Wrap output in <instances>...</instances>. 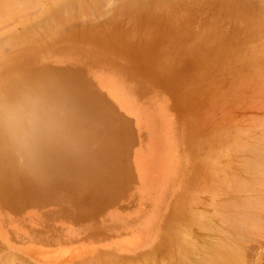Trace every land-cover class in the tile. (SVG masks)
Instances as JSON below:
<instances>
[{
  "label": "rangeland",
  "instance_id": "rangeland-1",
  "mask_svg": "<svg viewBox=\"0 0 264 264\" xmlns=\"http://www.w3.org/2000/svg\"><path fill=\"white\" fill-rule=\"evenodd\" d=\"M31 1L34 2L33 6H24L23 4L26 1L25 3L22 1L23 4H18L19 2L15 0L14 2L16 3L12 5V1L7 0L6 2H9V4H6L10 8L8 10L9 8L5 2L3 3L0 0V3L2 2L1 4H3L2 7L0 5V13L4 15L0 14L1 42L4 41L8 45L13 42L11 46L16 42L14 47H18L13 50V47L9 49L10 46H1L0 49L3 50H0L1 60L2 58L9 60L10 55L11 59L9 61L16 64L18 61L34 57L40 51L59 43L60 45L53 47V52L59 51L63 47V51H66V47L80 48L82 53H87L90 63L100 62L101 58L97 56V53L100 54L105 50L109 52L118 51L124 55L122 60L128 66L126 67L131 69L127 70L152 92L151 94L149 93L152 99L154 101L160 99L168 108L166 110L169 115L167 117L168 121L166 115L160 113L173 130H171L172 134H169L170 138H168L171 145H167L165 141L163 146H161L162 150L164 148L165 151L170 148L168 157L163 162L159 160L156 164H153L155 153L157 150L159 151L160 144L155 145L152 133L144 124L142 117L133 115L130 112L131 115H128L119 100L114 98L112 94L99 91V86L94 87L83 76L82 70L78 67L54 64L45 66L50 59V57L46 56L40 59L39 62L30 64L33 69L30 70L29 75L37 78V72L42 71L41 73H46V75L57 74L58 77H63L61 89L62 93L67 96L72 95L73 97V94L69 90L64 91L69 86L66 83V77L74 78L71 81L76 82L78 87H81L77 92L76 100L68 99L65 102H73L76 105L71 107L69 105L62 106L58 110L60 113L57 115L60 118V127L57 134H62L60 136L63 137L59 140L58 147H61L63 152H67L69 148L71 150V155L69 156L80 164L75 163L71 172L59 174L61 177L58 179L63 182L52 188H44L40 192L38 187L26 185L25 173L14 171L16 176H1L0 202L4 204V208L7 210L8 208H13L17 210L15 212L44 206L57 208L56 212L60 214V218L72 220L75 225L70 227L71 231L63 232L62 235L74 237L75 235L70 233H78L75 236V238H79L76 239V244L65 242L63 245L58 246L62 247V249H68L67 251L78 248L76 257L72 259V262L76 264H195V259H193V263L189 260L194 257H185L184 252L187 253V250L185 251L184 248L188 249V251L191 248L187 254L188 256H194L198 251H194L193 248L200 250L201 245L210 244L211 241L210 243L207 241L217 238V235L223 239L221 240L223 243L229 239L230 247H233V243H235V246H240L243 253L237 256L236 260L234 259L236 262L225 263L221 261L229 258L228 249L225 250L223 248L225 253L221 255L222 250L216 247H211L212 250H215L211 251L214 253L201 249L203 252H201L202 256H205V258L207 257L206 254L208 257H211V255L213 257L219 253L217 257L209 258L212 259L209 260L212 263L205 260L206 264L208 262L209 264H246V260L249 258L251 262L249 264H254L257 260L255 259L256 257H262V260L260 258L256 261L257 264H264V224H262L264 223V201L262 199V197L264 198V186L262 184L264 182H262V179V183H260L262 189L260 186L258 187L259 184H252L253 181L249 178L253 176L254 172L251 175L249 173L250 170H248V167H253L254 165H256V167H253L254 169L257 167L260 169L259 165L263 163L264 155L263 139L260 140L259 138L262 135L264 137V123H262L264 122V0H134L135 3L131 2V0H97L95 2L92 0L94 3H90L92 6L89 5V9L87 7V9H83L82 6L86 3H84L85 0H82L84 4L82 6L78 4L79 9L73 10L72 8L65 12L62 11L61 15H56V17L54 16L55 10L58 11L61 7L58 8L57 6V9L56 7L54 8V3L59 0H46L44 2L41 0L42 6L38 5L40 8L36 6L38 1ZM73 1L76 3L75 0ZM164 1L166 4L163 3ZM64 2L66 4L73 3L72 0H67L68 3L66 1L62 3L64 4ZM79 2L81 1L79 0ZM106 2L112 3V6L108 7L110 5L106 4ZM101 3L103 6L99 5ZM113 3H116L115 6H113ZM118 3H120L119 6ZM131 3L136 6L128 8V5L132 6ZM95 5L98 9H96ZM123 5L124 7L122 8ZM11 6L14 8H11ZM33 7L34 11H32ZM35 7L39 10L35 9ZM80 7L83 10L82 12L78 11L81 10ZM26 9L29 11L27 12ZM112 9L114 12H112ZM30 11L32 13H29ZM84 12L90 16L82 14ZM90 12L94 16L93 18H91ZM19 13L23 15L25 13V17ZM67 13H70L72 18L68 17L69 14ZM78 14L79 16L83 15L81 19L76 18ZM118 14H120V18ZM106 15L107 17H105ZM51 16L55 17V21L51 20ZM95 16L98 19L95 20L97 22L90 20L95 19ZM7 17H12V19ZM60 17L64 18L62 23L59 21ZM65 18H67L68 23L70 21L71 26L67 23V27ZM6 20L7 22L13 21L7 23ZM25 20H30L29 27L23 26L22 22ZM89 20L93 23H90ZM44 21L53 22H48V25ZM34 22L36 25L41 23V25L39 24L40 27H42L43 23L45 26L43 28L46 30L44 31L43 28H40L41 35L42 31L46 32L48 29V35L43 32V36L47 37L40 38V34L39 36L34 35L36 31L33 28L37 27ZM55 23L56 25L58 23V27L60 24L64 26L62 27L61 25L59 28L64 30L59 35L56 34L58 28L53 25ZM31 24L34 25L32 30L30 29ZM80 25L84 27H80ZM49 27H52L53 30L56 28V33ZM26 30L29 32H27L28 34H26ZM52 31L55 35L52 34ZM24 32L25 37L22 38L25 46L21 43V39L19 44L21 43L22 46H17L19 40L12 39L13 37L17 38L14 33L16 36L21 37V33ZM49 32L52 36L49 35ZM87 33L91 35L88 36ZM92 35L93 37H91ZM29 36L33 40L28 39ZM7 38L11 40L9 41ZM37 38L40 40L44 38L42 46ZM26 39L28 41H25ZM30 41L38 42L40 45L31 44L34 46V48H31ZM28 42L30 43L27 44ZM64 55L57 56V59H60V62L64 61L66 57ZM94 55L96 57H92ZM139 90L145 92L147 89L140 88ZM142 96L145 97L143 94ZM96 97L102 98L101 101L95 99ZM258 128H261L262 131L260 129L257 130ZM105 137L106 139L108 138V141ZM255 138H258L256 139L258 141L254 142ZM257 142H259V145ZM230 145L234 147H230ZM103 146L105 147L103 148ZM259 146L261 149L255 151ZM251 149L253 150L251 151ZM260 150H263V153H259ZM62 156L64 157V154ZM84 159H87L86 162L90 161L92 163L87 164ZM255 160L257 161L253 162ZM166 162H170L169 171L163 168V164H168ZM246 162L247 164H243ZM249 162L250 164L248 165ZM96 166L97 171L95 170ZM155 166L158 168L156 169ZM65 167L67 168V166ZM88 168L90 172L96 174L93 173L96 177L89 172ZM243 168L245 171L247 170V175L250 174V176L248 175L249 178L244 174ZM262 170L259 171L261 173H258V175L261 174L260 178L264 173ZM5 172L6 170L3 171V173ZM230 175H235V177ZM236 175L238 178L240 176L247 177L246 179L251 182L249 181L248 185L246 184L244 187L245 181L242 177L239 180L243 179V183L235 184L236 179L234 178H237ZM231 180L232 183L230 182ZM256 183H259L258 177ZM155 186L156 188L154 189ZM251 186L258 187L260 190L256 189L260 191L258 192L259 194H256V189L252 191ZM16 189L29 192L28 202H15L20 206L19 209L10 204L7 196L11 193L20 194V191L15 192ZM158 189L163 191L162 194L155 195V197L151 196ZM232 193L234 194L232 195ZM254 195L255 199H253ZM234 197L236 200L232 199ZM228 199L230 200L228 201L229 203L226 202ZM246 202L248 205L251 204V208L246 206ZM224 203L229 204L227 207L228 209L231 208L229 212L232 213L226 210ZM235 203L238 208H235ZM239 204H243L242 206L245 209H250L243 210L244 208H241L243 211H239L240 207H242ZM115 205L117 209L113 210ZM222 211L226 213H222ZM247 211L255 212L253 213L254 216H251V213H247ZM239 212H246L247 214L243 215V213L242 215L248 217L247 215L249 214L255 222L244 217L239 218L246 221H239L236 214ZM227 213L229 215L224 216ZM139 215H144L142 226L138 225L139 222H134ZM154 216L155 220H157V227H160V230H157V235L162 238L159 244L153 246L154 249L146 251L131 249L130 244L123 243L126 240H139L144 243L153 239L150 231L156 226V224L152 226ZM131 220L132 222L129 223L128 221ZM200 220H204L205 225L208 226H201ZM234 221L236 223L237 221L239 223L242 221L244 225L245 223L250 224H246L248 226L246 231H236L237 229L231 231L230 228L233 229L236 226L239 229L240 226L241 228L244 227L238 225V223L235 226ZM113 222H120L124 228L112 230L109 225H112ZM219 222H221V225ZM0 223L1 227L5 229V236L8 239L14 240L11 237L13 235L20 239V241H16L18 242L17 246L24 244L28 247L33 246L37 242L30 239L29 231L26 230L25 234L18 235L12 231V223L7 225L2 219ZM252 224L258 228H249V226H254ZM199 225L203 227L202 231ZM211 225L214 226L212 227ZM224 226L227 228H224ZM216 230L220 232L218 233ZM234 232L245 233V236L242 234L239 237L236 235V237ZM10 233L13 235H10ZM220 233H225L223 237L226 240L222 235H219ZM227 235L228 237H234L228 238ZM98 236L99 239H97ZM198 236V239L206 238L202 239L206 243L203 241L199 244ZM187 238H189V241ZM218 238L216 239L217 242L215 240L216 244L213 242L214 245L218 244L220 239ZM114 240L118 244H113ZM242 240L243 242H240ZM0 241L3 240L0 239ZM189 244L190 246H188ZM217 246L219 247V245ZM7 251L8 247L6 248ZM246 251L247 253H254L253 256L249 253L251 257H247L249 254ZM201 253L198 252L199 255H196V257H202ZM3 254L0 256V264H4L5 260L6 264L10 260L9 264H24L20 260L11 259L6 253ZM218 256L220 258L224 256L223 260L219 262L220 259H216ZM251 259L254 261H251ZM196 260L198 264L201 263V261H198L200 260L199 257ZM213 260L215 263H213ZM203 261L202 263L205 264Z\"/></svg>",
  "mask_w": 264,
  "mask_h": 264
},
{
  "label": "bare ground",
  "instance_id": "bare-ground-1",
  "mask_svg": "<svg viewBox=\"0 0 264 264\" xmlns=\"http://www.w3.org/2000/svg\"><path fill=\"white\" fill-rule=\"evenodd\" d=\"M3 3L5 2V4L7 3L6 1L7 0H1ZM10 1H12L11 3H12V5H13V3H16V2H14V0H10ZM15 1H18L19 3L18 4H23V2L25 3V1H26V3L25 4H23L24 6H28V5H31V6H33L34 4V2H32L31 0L29 1V0H15ZM23 1V2H22ZM35 1V0H34ZM38 1V2H37ZM44 1H46V0H43V2ZM63 1H66L67 2V0H59V1H56L54 4V8L56 7V9H57V6H58V8L59 7H61L62 9H63V7H64V9L62 10L61 8L58 10V11H56L55 9H53V10H55V17H56V15L57 16H60L61 15V12L62 11H66V10H69V9H72L73 8V10H77V8L79 9V7H78V4H79V6H82L84 3H86L87 4V6H85L86 4H84L82 7H83V9H89V5L90 6H92V4H90V3H94L95 1H97V0H93L94 2H92V0H88V1H90V2H88V1H86L85 0V2L83 3L82 2V0H80L81 2H79V0L77 1V0H75L76 1V3H77V5H76V3L72 0V4H70V3H68V4H66L65 2H64V4L62 3ZM84 1V0H83ZM99 1V0H98ZM101 1H103V0H101ZM105 1V0H104ZM107 1V0H106ZM108 1H113V0H108ZM116 1V0H115ZM118 1V0H117ZM123 1V0H122ZM135 1H137V0H135ZM160 1V0H159ZM180 1V0H179ZM1 2V3H2ZM36 2H37V4H36ZM36 2H35V4H36V6L38 7V8H40L39 6H42V4H41V0H36ZM131 2H133V3H135L134 2V0L132 1L131 0ZM144 2V1H143ZM153 2V1H152ZM155 2V1H154ZM174 2V1H173ZM263 2V1H262ZM261 2V3H262ZM0 3V5H1V7L3 6V4H1ZM11 3H10V5H11ZM38 3H40V4H38ZM60 3V4H59ZM104 3V2H103ZM117 3V2H116ZM116 3H113V6H115V4ZM122 3V2H121ZM149 3V2H148ZM163 3H165V1L163 2ZM264 3V2H263ZM262 3V4H263ZM7 4H9V2L7 3ZM6 4V5H7ZM63 4V5H62ZM106 4H108V5H110V6H108V7H111L112 5V3L111 4H109V3H107L106 2ZM119 4L120 3H118V6H119ZM132 4V3H131ZM157 4V3H156ZM166 4V3H165ZM23 5H22V7H23ZM39 5V6H38ZM71 5H73L72 7H71ZM76 5V6H75ZM98 5V4H97ZM99 5H101V6H103L102 5V3L101 4H99ZM127 5V4H126ZM125 5V6H126ZM138 5V4H137ZM141 5H142V3H141ZM155 5V4H154ZM21 6V5H20ZM84 6H85V8H84ZM107 6V5H106ZM129 7L128 8H133L134 6H136V5H134L133 6V4H132V6H130V5H128ZM143 6V5H142ZM151 6H152V4H151ZM162 6H163V4H162ZM5 7V6H4ZM3 7V8H4ZM7 7H8V5H7ZM13 6H11V8H12ZM87 7V8H86ZM95 7H96V9H98V7L95 5ZM104 7H105V5H104ZM124 7V5L122 6V8ZM127 7V6H126ZM155 7V6H154ZM158 7V6H157ZM9 8V7H8ZM14 8V7H13ZM38 8H36L35 7V9H38ZM68 8V9H67ZM116 8V7H115ZM114 8V9H115ZM121 8V7H120ZM127 8V9H128ZM2 9V8H1ZM24 9H25V7H24ZM80 9H81V7H80ZM94 9V8H93ZM105 9V8H104ZM107 9V8H106ZM179 9V8H178ZM4 10V9H3ZM8 10H10V8L8 9ZM15 10V9H14ZM13 10V11H14ZM27 10V12L30 10V8H29V10L28 9H26ZM32 10V9H31ZM39 10V9H38ZM37 10V11H38ZM92 10V9H91ZM101 10H103V9H101ZM113 10V9H112ZM111 10V11H112ZM118 10H120V9H118ZM124 10V9H123ZM16 11H18V9H16ZM32 11H34V7H33V10ZM32 11H30L29 13H32ZM36 11V12H37ZM78 11H80V12H82L83 10L81 9V10H78ZM87 11V10H86ZM85 11V12H86ZM105 11V10H104ZM127 11H129V10H127ZM132 11V10H131ZM171 11H172V9H171ZM177 11V10H176ZM1 12V11H0ZM24 12H26V11H24ZM26 12V13H27ZM79 12V13H80ZM82 13V14H86V13ZM112 12H114V10L112 11ZM17 13V12H16ZM15 13V14H16ZM78 13V12H77ZM94 13V12H93ZM99 13V12H98ZM101 13H102V11H101ZM132 13H134V12H132ZM163 13V12H162ZM168 13V12H167ZM0 14H2V13H0ZM5 14V13H4ZM20 15H23V14H21V13H19ZM67 14H69V16L67 15ZM66 14V17L68 16V17H71L72 15H70V13H67ZM90 14H91V12H90ZM166 14V13H165ZM3 15V14H2ZM17 15V14H16ZM81 15V14H80ZM88 17L90 16V15H88V14H86ZM85 15V16H86ZM96 15V14H95ZM98 15V14H97ZM100 15V14H99ZM105 15V14H104ZM108 15H109V12H108ZM119 15V18H120V14H118ZM123 15V14H122ZM132 15V14H131ZM137 15V14H136ZM4 16V15H3ZM11 16V15H10ZM18 17H19V15H17ZM26 16H27V14H26ZM78 17H76V18H80L81 19V17L83 16V15H81V16H79V14L77 15ZM91 18H93L94 16L91 14ZM102 16V15H101ZM100 16V17H101ZM23 17H25V13H24V15H23ZM44 17V16H43ZM52 18H51V20L53 19V21H55V17L53 18V16H51ZM63 17V16H62ZM67 17V18H68ZM75 17V16H74ZM88 17H86V18H88ZM99 17V16H98ZM105 17H107V15L105 16ZM7 18H9V19H12V17L10 18V17H7ZM22 18V17H21ZM61 18V17H60ZM67 18H65V20L67 19ZM72 18V17H71ZM71 18H69V19H71ZM85 18V17H84ZM103 18V17H102ZM108 18H109V16H108ZM5 19H6V17H5ZM18 19V18H17ZM57 19V18H56ZM62 19H64V18H61L59 21L62 23ZM100 19V18H99ZM130 19V18H129ZM14 20V19H13ZM12 20V21H13ZM58 20V19H57ZM72 20V19H71ZM90 20H92V21H94V22H97V21H95V20H98V19H96V16H95V19H90ZM90 20H89V22H90ZM101 20V19H100ZM116 20V19H115ZM9 21V20H8ZM12 21H10V22H12ZM39 21V20H38ZM38 21H35V22H38ZM43 21V20H42ZM53 21H44V22H47L46 24H48V22L49 23H51V22H53ZM67 21V22H66ZM65 22V24L67 25V27H68V24H70V21H69V23H68V20H66ZM73 21V20H72ZM85 21V20H84ZM91 21V22H92ZM6 22H7V20H6ZM10 22H7V23H10ZM35 22H34V24H35ZM40 22V21H39ZM77 22V21H76ZM80 22V21H79ZM81 22H82V20H81ZM90 22V23H91ZM128 22H129V20H128ZM29 23H30V20H25V21H23L22 22V24H23V26H25V27H29ZM68 23V24H67ZM93 23V22H92ZM122 23V22H121ZM1 24H3L2 22H1ZM41 25V23H37V27L34 29L33 28V26L34 25H32L31 24V26H30V29L32 30V28H33V30L34 31H36V33L38 34H34V35H36V36H39V34L41 35V31H40V28H43V23H42V27H40V25ZM81 24V23H80ZM97 24V23H96ZM5 25V24H4ZM9 25V24H8ZM49 25V24H48ZM53 25H56V23L55 24H53ZM61 25L62 24H60V26L58 27V23H57V25H56V28H58L57 30H55L56 28H54V30H53V26L52 25H50V26H52V27H49V29L51 28L55 33H56V31H57V33L56 34H60V33H62L64 30H63V28H61V30L59 29L60 27H61ZM91 25V24H90ZM70 26H71V24H70ZM94 26V25H93ZM110 26H111V24H110ZM116 26V25H115ZM128 26H129V24H128ZM143 26V25H142ZM24 27V28H25ZM45 27V26H44ZM47 27V26H46ZM62 27H64L63 25H62ZM66 27V26H65ZM80 27H84V26H81L80 25ZM126 27V26H125ZM89 28H91V27H89ZM98 28H100V27H98ZM106 28V27H105ZM117 28H119V27H117ZM25 29H28V28H25ZM30 29H28V30H30ZM37 29H38V32H37ZM44 29V28H43ZM72 29V28H71ZM77 29V28H76ZM79 29V28H78ZM120 29V28H119ZM46 29H44V31H45ZM70 30V29H69ZM74 30V29H73ZM116 30V29H115ZM33 31V32H34ZM44 31H42V35L41 36H39L40 38L41 37H44L45 35H48V33H47V31H48V29H47V31L46 32H44ZM52 31V32H53ZM60 31V32H59ZM68 31V30H67ZM72 31V30H71ZM88 31V30H87ZM96 31H98V30H96ZM108 31V30H107ZM28 31L26 30V34H28L27 33ZM31 32V31H30ZM43 32L45 33V35L43 36ZM54 32L52 33L53 35H55L54 34ZM69 32V31H68ZM86 32V31H85ZM91 32V31H90ZM93 32V31H92ZM89 33V32H88ZM87 33V34H88ZM24 34V35H23ZM65 34V33H64ZM86 34V33H85ZM23 35V36H22ZM30 35V34H29ZM49 35H51L50 34V32H49ZM57 35V36H58ZM63 35V34H62ZM80 35V34H79ZM89 35H91V34H88V36ZM11 36V35H10ZM13 36V35H12ZM14 36L15 37H17V38H12V39H17V41H18V43H17V46L18 45H21V43L22 44H24L23 42V38L22 37H25V32L24 33H21V37H19L18 35L16 36L15 35V33H14ZM52 36V35H51ZM50 36V37H51ZM135 36V35H134ZM3 37V36H2ZM31 36H29V38L28 39H31L30 38ZM45 37H47V36H45ZM91 37H93V35L91 36ZM34 38V37H33ZM52 38V37H51ZM0 39H1V37H0ZM8 39V38H7ZM20 39H21V43L19 44V42H20ZM50 39V38H49ZM61 39V38H60ZM247 39V38H246ZM9 41L11 40V39H8ZM7 40V42H9ZM31 40H33V39H31ZM36 40V39H35ZM37 40L39 41L40 39H38L37 38ZM44 40V38L42 39V40H40V43H41V46H42V41ZM2 41V39L0 40V47L1 46H3V45H7V46H10L9 47V49L10 48H12L13 50H15L14 48H18V47H14V44L16 43H14L12 46H11V44L13 43H11L10 45H8L7 43H4V41L3 42H1ZM13 41V40H12ZM25 41H28L27 39L25 40ZM45 41H47L46 39H45ZM93 41H94V39H93ZM31 42V41H30ZM30 42H28L27 44H29ZM33 42V41H32ZM30 43V46H31V48L33 47L34 48V46H32L31 44H33V45H36V46H38V45H40V44H38V42L37 43H35V41L33 42V43ZM35 43V44H34ZM58 43V42H57ZM62 43V42H61ZM38 44V45H37ZM58 45H60V43L59 44H56L55 46H58ZM22 46V45H21ZM24 46H25V44H24ZM26 46H28V45H26ZM30 46H28V47H30ZM51 46V45H50ZM54 45L52 46V47H50V48H48V49H46V50H42V51H40L39 53H37L34 57H31V58H28V59H23V60H21V61H18V62H16V64H14L12 61H9L10 59H11V56L9 55V60H5L4 58H2V60L0 61V129H2V120H3V118H7L8 120H9V122H12V123H14V122H16L17 120H19V119H21V118H23L24 117V115H25V113H26V111L31 107V106H33V105H35V104H38V103H43L44 105H46L51 111H52V113H53V115L54 116H56L57 117V119H58V121L60 122V118L57 116L59 113H60V111H58V110H60V108L62 107V106H67V105H69L70 107L71 106H74V105H76L75 103H73V102H70V103H65L68 99L69 100H76L75 98L77 97V92L80 90V88L81 87H78V84L76 83V82H73V81H71L72 79H74V78H71V77H66V83L69 85V86H67V88H65L64 89V91H71L72 92V94H73V97H72V95H64L63 93H62V89H61V80L63 79V77H61V76H59L58 77V75L56 74H54V75H46V73L44 74V73H41V72H37V78H35L33 75H29L30 73V70L31 69H33V68H31V66H30V64H35V62H39L40 61V59H42V58H45L46 56L47 57H50V59H49V61L46 63V65L45 66H47V65H49V66H51L52 64H54V65H68V66H71V67H78L80 70H82V74H83V76L86 78V79H88L89 80V82L95 87V86H99L98 87V90L99 91H101L102 93H108V94H112L113 96H114V98H116L117 100H119V102L122 104V107H123V109H124V111L125 112H127V114L128 115H131L130 113H133V115H140L141 117H142V120H143V122H144V124L149 128V130L151 131V133H152V138H153V140L155 141V145H158V144H160L159 145V151L157 150V152L155 153V156H154V159H153V164H156V162L157 161H159V160H161L162 162L164 161V159L166 158V157H168V152H169V149H168V151H165L164 150V148H163V150H162V147L161 146H163V142L165 143V141H166V143H167V145L169 144V145H171V143L169 142V140H168V138H170V135L169 134H172V131L171 130H173V128L171 127V126H169V124H168V118L167 117H169V115H168V113H167V107L162 103V101L160 100V99H156L155 101L152 99V96L150 95L152 92L148 89V87H146L141 81H139L135 76H132V74L127 70V69H130V68H127L128 66L124 63V61L122 60V56H124V55H122L120 52H112V51H107V50H105L104 48V50L105 51H103V52H101L100 54H98L97 53V56L98 57H100L101 58V60H100V62H93V63H90L89 62V58H88V56L86 55L87 53H82V51H80V48H76V47H73V48H71V47H66L67 49H66V51H63V48H61L59 51H56V52H53V47H55ZM98 46V45H97ZM2 48H4V47H2ZM38 48V47H37ZM8 49V48H7ZM25 49V48H24ZM39 49V48H38ZM102 49V48H101ZM260 49V48H259ZM0 50H2V49H0ZM93 50V49H92ZM97 50V49H96ZM3 51V50H2ZM1 51V52H2ZM5 51V50H4ZM10 51V50H9ZM8 51V52H9ZM19 51H21V50H19ZM89 51V50H88ZM5 52H7V51H5ZM38 52V51H37ZM61 52H64V53H61ZM9 53H11V52H9ZM3 54V53H2ZM1 54V55H2ZM18 54V53H17ZM65 54V55H64ZM4 55H6L5 53H4ZM59 55H64V56H66L65 57V60L64 61H62V62H60V59H57V56H59ZM13 56H14V53H13ZM17 56V55H16ZM33 56V55H32ZM5 57V56H4ZM28 57V56H27ZM92 57H96L95 55L94 56H92ZM91 57V58H92ZM7 58V57H6ZM21 58V57H20ZM60 58V57H59ZM8 59V58H7ZM114 59H116V61H114ZM126 60H128V59H126ZM16 61V60H15ZM127 62H129V61H127ZM11 63H13V64H11ZM124 63V64H123ZM44 66V67H45ZM127 66V67H126ZM131 70V69H130ZM133 72V71H132ZM27 73V74H26ZM140 88H145V89H147V90H145V92H143L142 90H139ZM85 89H86V87H85ZM150 93V94H149ZM142 94L143 95H145V97L147 98H145V97H143L142 96ZM71 98V99H70ZM95 99H99V101H101V99L102 98H99V97H96ZM240 107V106H239ZM236 109V108H235ZM261 109V108H260ZM237 110V109H236ZM130 112V113H129ZM164 113L165 115H166V119H167V121H166V119L163 117V116H161V113ZM241 118H244V117H241ZM85 120H86V118H84ZM251 123V122H250ZM262 123H264V122H262ZM262 123H261V127H262ZM252 124V123H251ZM254 125V124H253ZM264 125V124H263ZM264 127V126H263ZM262 127V128H263ZM261 130V128H258L257 130ZM264 129V128H263ZM255 130V129H254ZM253 130V131H254ZM262 131V130H261ZM105 133V132H104ZM102 134V133H101ZM264 134V133H263ZM60 135H62V134H57L52 140H50L49 142H47V143H45V144H42L41 146H39V147H27V146H24L19 140H13V139H11L7 134H5L2 130H0V178H1V176H3V175H11V176H16V174H14V171H18V172H22V173H25V179L27 180V186H33V187H38V191L40 192V190H42L43 191V189L44 188H47V187H49V188H52V187H55L58 183H61V182H63V181H61V179H58V178H60L61 177V175H59V174H61V173H66V172H71L72 171V167L73 166H75V163L76 164H80V163H78V162H76V161H74L75 159H72V157L71 156H69V155H71V153H70V149L68 148V150H67V152H63L62 151V148L61 147H58V142H59V140L60 139H62L63 137H61ZM106 135H107V133H106ZM255 136V135H254ZM257 136V135H256ZM259 136H260V134H259ZM163 137H164V140H163ZM253 137V136H252ZM262 137H263V135H262ZM261 136L259 137L260 138V140L261 139H263V143H264V137L262 138ZM254 138V137H253ZM105 139H106V137H105ZM108 139V138H107ZM106 139V140H107ZM249 139V138H248ZM256 139H258V138H255L254 139V142L255 141H258V140H256ZM234 140V139H233ZM259 140V141H260ZM108 141V140H107ZM172 142V141H171ZM230 142V141H229ZM235 142V141H234ZM241 142V141H240ZM250 142V141H249ZM260 143H261V141H260ZM263 143H261V144H263ZM233 144V143H232ZM244 144H246L245 142H244ZM249 144V143H248ZM253 144V143H252ZM251 144V145H252ZM256 144V143H255ZM252 145V146H256V145ZM257 144L259 145V142H257ZM241 145V144H240ZM106 146V145H105ZM105 146H103V148L105 147ZM226 146V145H225ZM233 145H230V147H232ZM247 146V145H246ZM248 146H250V145H248ZM84 147H86V146H84ZM89 147V146H88ZM170 147V146H169ZM229 147V146H228ZM227 147V148H228ZM229 147V148H230ZM234 147V146H233ZM262 147V146H261ZM95 148V147H94ZM243 148V147H242ZM254 148H256V147H254ZM264 148V147H263ZM83 149V148H82ZM248 150H249V148H247ZM259 149H261L260 148V146L257 148V150H255V151H258ZM228 150V149H227ZM235 150V149H234ZM253 149H251V151H252ZM93 151V150H92ZM245 151V150H244ZM263 150H260L259 151V153L260 152H262ZM88 152V151H87ZM90 152V151H89ZM225 152V151H224ZM232 152V151H231ZM250 152V151H249ZM226 153V152H225ZM248 153V152H247ZM253 153V152H252ZM263 153V152H262ZM62 154H64V157L62 156ZM73 154V153H72ZM89 154V153H88ZM90 154H91V152H90ZM232 154V153H231ZM235 154H237L236 152H235ZM239 154H241V153H239ZM67 155V156H66ZM87 155V154H86ZM246 155V154H245ZM260 155V154H259ZM82 156V155H81ZM80 156V157H81ZM89 156V155H88ZM255 156V155H254ZM262 156V155H261ZM260 156V157H261ZM232 157H234L233 155H232ZM237 157V156H236ZM239 157V156H238ZM245 157V156H244ZM243 157V158H244ZM249 157V156H248ZM83 158V157H82ZM89 158V157H88ZM87 158V159H88ZM247 158V157H246ZM256 158V157H255ZM87 159H84L85 160V162H86V160ZM239 159V158H238ZM237 159V160H238ZM241 159V158H240ZM250 159H252V158H250ZM257 159V158H256ZM80 160V159H79ZM92 160V159H91ZM244 160V159H243ZM252 160H254V159H252ZM246 161V160H245ZM250 161V160H249ZM257 160H255V161H253V162H256ZM260 161V160H259ZM235 162H236V160H235ZM234 162V163H235ZM237 162H239V161H237ZM262 162V161H261ZM74 163V164H73ZM82 163V162H81ZM87 164L88 163H92V162H86ZM98 163V162H97ZM166 163H168V162H166ZM170 163V162H169ZM167 164V165H165V164H163V168L166 170V171H169V166H170V164ZM231 163H232V161H231ZM240 163V162H239ZM84 164V163H83ZM86 164V165H87ZM99 165H100V163H98ZM237 164V163H236ZM242 164V163H241ZM243 164H247V162L246 163H243ZM242 164V165H243ZM250 164V162L248 163V165ZM260 164V163H259ZM258 164V165H259ZM93 166H94V164H92ZM231 165V164H230ZM254 165V164H253ZM65 166H67V168L65 167ZM158 166V165H157ZM234 166H235V164H234ZM240 166V165H239ZM255 167H256V165H254ZM253 166V167H254ZM89 167V166H88ZM156 167V166H155ZM227 167H229V166H227ZM233 167V166H232ZM244 167H246V166H244ZM252 166H250V167H248V170H250L249 171V173L251 174V173H253L254 172V174H253V176L251 177L250 176V174H248L249 176H250V178H249V176L246 174V173H248L247 172V170L245 171V169H244V174L246 175V176H248V178L250 179V180H252L253 182H252V184H259L258 185V187L260 186V183H262V182H264V173L262 174V177L260 178V175H258V173H261V172H259V171H261L262 169V171L264 172V155H263V163L262 164H260L259 165V167H260V169L258 168V170H257V168H253ZM101 168V167H100ZM133 168V167H132ZM158 167H156V169H157ZM104 169V168H103ZM154 169V168H153ZM234 169V168H233ZM4 170H6V172L5 173H3V171ZM88 170H89V168H88ZM96 171H97V166H96V169H95ZM94 170V171H95ZM141 170V169H140ZM144 170V169H143ZM253 170V171H252ZM255 170H256V172H255ZM95 171V172H96ZM156 171V170H155ZM242 171V170H241ZM89 172H90V170H89ZM236 172V171H235ZM242 172V173H243ZM90 173H92V172H90ZM94 173V172H93ZM92 173V175L93 176H95L94 174ZM100 173V172H99ZM154 173V172H153ZM240 174H241V172H239ZM233 174V173H232ZM237 174H238V172H237ZM243 174V175H244ZM136 175V174H135ZM242 175V174H241ZM244 175V176H245ZM252 175V174H251ZM92 176V177H93ZM230 176H232V175H230ZM27 177V178H26ZM96 177V176H95ZM232 177H235V175L234 176H232ZM236 177H237V175H236ZM243 176H240L239 178L237 177V178H234V179H236V182H235V184H239V183H243V179H244V181L246 182H244V187H245V185L247 184L248 185V183H249V181L250 180H248V179H246L247 177H243V179L240 181L239 179L240 178H242ZM257 177H258V180H259V183H256V179H257ZM86 178H87V176H86ZM229 178V177H228ZM252 178V179H251ZM76 179H78V178H76ZM75 179V180H76ZM254 179V180H253ZM263 179V180H262ZM82 180V179H81ZM237 180H239V182H237ZM248 180V181H247ZM261 180H262V182H261ZM92 181V180H91ZM235 181V180H234ZM102 182V181H101ZM229 182V181H228ZM231 183H232V180L230 181ZM229 182V183H230ZM251 182V181H250ZM104 184V183H103ZM234 184V185H235ZM240 184V185H241ZM263 184V186H264V183H262ZM111 185V184H110ZM238 186V185H237ZM255 186H257V185H255ZM252 187V191L253 190H255L256 188H258V187ZM243 187V186H242ZM262 186H260V188H261ZM156 188V186L154 187V189ZM231 189V188H230ZM237 189V188H236ZM242 189V188H241ZM259 189V188H258ZM258 189H256L257 191V193L256 194H259L258 192H260ZM262 189V188H261ZM18 191H20V194H18V193H11L10 195H7L8 196V201L10 202V204L11 205H13V206H16V208L17 209H19L20 208V206L17 204V203H15V202H19V203H25V202H28L29 201V192L27 191V190H15V192H18ZM236 191V190H235ZM245 191V190H244ZM251 191V192H252ZM162 192L163 191H161V189H158V190H156L155 192H153V194L151 195V196H153V197H155V195H160V194H162ZM228 192V191H227ZM230 192V191H229ZM236 192H238V191H236ZM263 192V191H262ZM244 194H245V192H243ZM242 193V194H243ZM248 193V192H247ZM246 193V194H247ZM264 193V192H263ZM263 193H260V194H263ZM234 193H232V195H233ZM252 194V193H251ZM253 194H255V193H253ZM39 195V194H38ZM232 195H231V197H232ZM238 195V194H237ZM240 195V194H239ZM14 198H12V197ZM230 196V195H229ZM257 196V195H256ZM258 196H260V195H258ZM39 197H40V195H39ZM247 197V196H246ZM245 197V198H246ZM248 197H250L249 195H248ZM252 197V196H251ZM255 197V195L253 196V199H255L254 198ZM232 199H235V197L234 198H232ZM247 199V198H246ZM245 199V200H246ZM251 199V198H250ZM258 199H259V197H258ZM262 199H263V201H264V198L262 197ZM43 202H44V200L43 199H41ZM236 200V199H235ZM240 200V199H239ZM243 200V199H242ZM260 200H261V197H260ZM46 201V200H45ZM228 201H230L229 199L226 201V202H228ZM253 201H256V200H253ZM233 202H236V201H233ZM241 202V201H240ZM229 203V202H228ZM226 206V210H228V212H229V209H231V208H229L228 209V207H227V205H229V204H227V203H224ZM246 204V206H248V207H250L251 208V204H249L248 205V203L246 202L245 203ZM258 204V203H257ZM239 205H241V204H239ZM243 205V204H242ZM241 205V206H242ZM260 205H262V204H260ZM234 206V205H233ZM245 206V207H246ZM259 206V205H258ZM57 207V206H56ZM223 207H224V205H223ZM222 207V208H223ZM225 207H224V209H225ZM238 208V206H236V203H235V208ZM240 207V206H239ZM255 207V206H254ZM233 208V207H232ZM244 208V206H242V207H240V209H239V211H243V210H246L245 208L242 210V209ZM250 208H248V209H250ZM57 209V208H56ZM56 209H54V208H52V207H46V206H44V207H37V208H32V209H26L25 211L23 210V211H18V212H15V211H17V210H15V209H13V208H11V209H9L8 208V210L7 209H5L4 208V204L2 203V202H0V220L2 219L7 225H10L11 223L13 224V229H12V231L13 232H15L16 234H25L24 232L27 230V231H29V237H30V239H33V240H36L37 242H35V244H33V246H26V245H24V244H21V245H19V246H17V243L18 242H16V241H20V239L17 237V236H15V235H13V234H11L10 233V235H13V236H11L14 240H10V239H8L6 236H5V229L4 228H2L1 227V225H0V239L1 240H3V241H0V256H1V254L2 253H6V255H8V257H10L11 259H15V260H17V261H22L24 264H76V263H73L72 262V259L73 258H75L76 257V255H77V249H75V250H73V249H71L72 251H67L66 249H62V247H58V246H61V245H63L65 242H69L70 244H76V242H77V240L76 239H79V238H75V236L78 234V233H70V234H72V235H75L74 237L73 236H63L62 235V233L63 232H68V231H71V226H75L74 224H73V221L72 220H69V219H65V218H60V214L59 213H57L56 212ZM115 209H117V206L115 205L114 207H113V210H115ZM247 209V210H248ZM253 209V208H252ZM251 209V210H252ZM256 209V208H255ZM258 210V209H257ZM13 211V212H12ZM236 212H237V209H236ZM222 213H226V212H223L222 211ZM229 213H232V212H229ZM229 213H227V214H224V216L225 215H229ZM240 213V212H239ZM239 213H236L237 214V216H238V218L239 217H244V218H247V219H250L251 221L253 220V219H251V216H254V214L253 213H255V212H250V211H247V213H251L250 215L248 214L247 216L248 217H246V216H243V215H245V213L246 212H241L240 214ZM246 213V214H247ZM235 214V215H236ZM242 215V216H239V215ZM253 214V215H252ZM231 215V214H230ZM233 215V214H232ZM256 215V214H255ZM221 216V215H220ZM236 216V217H237ZM229 217V216H228ZM230 217H233V216H230ZM136 218H138L136 221H134V222H139L138 223V225L139 226H142L143 225V220H144V215H139L138 217H136ZM227 218V217H226ZM225 218V219H226ZM234 218V217H233ZM237 218V219H238ZM253 218V217H252ZM258 218H260V217H258ZM235 219V218H234ZM240 220H244V219H240L239 218V221ZM258 220V219H257ZM261 220V219H260ZM157 220H155V216L153 217V221H152V226L153 225H155L156 224V226H154L153 227V229L150 231V234H152V236H153V239H151L149 242L148 241H145L144 243H142L141 241H139V240H136V241H131V240H126V241H123V243L124 244H130V247H131V249H141V250H144V251H146V250H150V249H154L153 248V246H155V245H157V244H159V242L162 240V238L160 237L159 238V236L157 235V230H160V227H157V222H156ZM201 221V220H200ZM226 221H229V220H226ZM232 221H233V219H232ZM239 221H237V223H238V225H242V226H244V227H242L241 228V226H240V229L239 228H236L237 226H236V222H235V226L236 227H234L233 229H231L230 228V230L232 231V230H236V231H239V230H244V231H246L247 230V227L248 226H246V224L247 225H249L248 223H245V225L243 224L244 222H242L241 221V223H239ZM244 221H246V220H244ZM248 221V220H247ZM254 221V220H253ZM264 221V220H263ZM262 220H261V222H263ZM129 223L130 222H132V220L131 221H128ZM202 222H203V224H202ZM250 222V221H249ZM255 222V221H254ZM201 226L202 225H204V227L206 226L205 225V223H204V220H202L201 222ZM220 223V225H221V222H219ZM228 223H230V222H228ZM1 224V223H0ZM225 224V223H224ZM262 224H264V223H262ZM192 225V224H191ZM198 225V224H197ZM197 225H196V227H197ZM229 225V224H228ZM227 225V226H228ZM252 225H254V224H252ZM200 226V225H199ZM200 226V230L203 228V227H201ZM208 226V225H207ZM206 226V227H207ZM212 226V225H211ZM214 226V225H213ZM212 226V227H213ZM217 226H218V224H217ZM223 226V225H222ZM245 226H246V228H245ZM109 227L112 229V230H118V229H121V228H124L123 227V225L120 223V222H113V224L112 225H109ZM195 227V228H196ZM210 227V226H209ZM211 227V229L212 230H214L215 231V229L214 228H212ZM220 227V226H219ZM226 226H224V228H225ZM229 227V226H228ZM239 227V226H238ZM254 227H256V225H254V226H249V228H254ZM260 227V226H259ZM139 228H142V227H139ZM221 229H222V227H220ZM227 228V227H226ZM256 228H258V227H256ZM198 229V228H197ZM206 229V228H205ZM204 229V230H205ZM218 229V228H217ZM260 229V228H259ZM199 230V229H198ZM197 230V231H198ZM199 230V231H200ZM209 230V229H208ZM220 230V229H219ZM224 231H225V229H223ZM222 230V231H223ZM202 231V230H201ZM206 231V230H205ZM216 232H220V231H217L216 230ZM226 232V231H225ZM143 233H145L144 231H143ZM214 233V232H213ZM212 233V234H213ZM234 233H236L235 234V236L236 235H238V237L239 236H241L242 234H244V236H245V233H237V232H234ZM191 234V233H190ZM189 234V235H190ZM202 234V233H201ZM216 234V233H215ZM225 234V233H224ZM224 234H219V235H222V237L223 236H225ZM227 234H229V233H227ZM240 234V235H239ZM249 234V233H248ZM252 234V233H251ZM192 235H193V233H192ZM198 235H200L199 233H198ZM231 235V234H230ZM257 235V234H256ZM26 237H27V235H25ZM80 236V235H79ZM248 236V235H247ZM28 237V238H29ZM200 237H202V236H200ZM217 238L219 237L220 238V236H216ZM227 237H228V235H227ZM231 238H233L232 236H230ZM230 237H228V238H230ZM237 237V236H236ZM243 237V236H242ZM255 237H257V236H255ZM104 238V237H103ZM163 238H165V237H163ZM199 238V236L197 237V239ZM217 238H212L211 240H209V241H207V242H209L210 243V241H211V245H213V246H211L210 244H208L207 245V243H206V241L205 240H202V239H206V238H202V239H198L199 241V244H201L203 241H205L204 243H206V244H203V245H201V247H200V250L202 249L203 251L205 250V251H207V250H209L210 251V253H214V252H211V251H213L212 249H211V247H216L217 249L219 248L220 250H222L221 251V253H220V255L221 254H223V253H225L224 251L226 250V249H228L229 250V258L228 259H224L223 260V258H224V256H223V258H220L219 256H218V258H216V259H220L219 260V262L221 261V260H223V261H221V262H225V263H230V262H236L235 260L237 259V256H239V255H241V253H243V250H241L242 248L240 247V246H235V243H233L232 244V246L233 247H230V244L228 243V241H229V239L227 240V241H225L226 240V238H224L225 240V243H223L221 240H223V239H219L220 241H221V243H222V245H221V243H219L220 241L218 240V244L217 245H219V247L217 246V245H214V244H216V242H217ZM97 239H99V236H98V238ZM169 239V238H168ZM188 239V241H189V238H187ZM214 239V240H213ZM235 239V238H234ZM234 239H232V240H234ZM238 240H239V238H237ZM244 239V238H243ZM185 240V239H184ZM183 240V241H184ZM191 240L193 241V239L191 238ZM202 240V241H201ZM213 240V241H212ZM215 240H216V242H215ZM236 240V239H235ZM138 241V242H137ZM187 241V242H188ZM248 241V240H247ZM246 241V242H247ZM250 241V240H249ZM201 242V243H200ZM213 242H214V244H213ZM236 242V241H235ZM240 242H243V240L242 241H240ZM41 243V244H40ZM166 244H167V242H165ZM11 244H12V248H11ZM113 244H118V242L117 241H113ZM228 244V248L226 247V245ZM187 245V244H186ZM206 245H207V247H206ZM220 245H221V247H220ZM237 245V244H236ZM138 246H140V247H138ZM188 246H190V244L188 245ZM225 246V247H224ZM8 247V251L6 252V248ZM203 247V248H202ZM210 247V249H208ZM248 248H249V246H247ZM196 248V247H195ZM204 248H206V249H204ZM222 248V249H221ZM225 250H224V249ZM182 249H183V247H182ZM198 249V248H197ZM197 249H194L193 248V250L195 251H198L199 253H201L202 252V250L200 251L199 249L197 250ZM244 249L246 250V248L244 247ZM184 250L186 251L187 250V253L188 252H190V250H191V248H190V250L188 251V249H185L184 248ZM255 250H256V248H255ZM208 251V252H209ZM215 251V250H214ZM248 251V250H247ZM247 251H246V253H247ZM257 251V250H256ZM255 251V252H256ZM198 252H197V254H194V256H192V255H189L188 256V254L186 253V252H184V255H185V257L187 258H190V257H194V258H190L189 260H191V263H193V259H195L194 261V263L195 264H198V262H197V260H196V258H200V260H198L199 262L201 261V263H199V264H204V263H202V261L203 262H205V260H206V262L207 261H209V260H212L213 259V257H217V255L219 254H217V255H214L213 257H212V255H211V257H212V259H209V258H211V257H208V255L206 254V253H204V254H206V258H205V256H202V253H201V256L202 257H200V256H198V257H196V255H199L198 254ZM207 252V253H208ZM187 254V256H186V254ZM250 253V252H249ZM249 253H247V254H249ZM259 253V252H258ZM260 253H262V252H260ZM3 254V255H4ZM190 254V253H189ZM216 254V253H215ZM247 254H246V256H247ZM250 254H252V253H250ZM250 254L247 256V257H251L250 256ZM254 254V253H253ZM253 254H252V256H253ZM255 254H257V253H255ZM183 255V256H184ZM209 255V256H210ZM243 255V254H242ZM258 255V254H257ZM256 255V256H257ZM34 256H35V258H34ZM259 256H263V255H259ZM6 257V256H5ZM255 257V256H254ZM254 257H253V259H254ZM34 258V259H33ZM203 258H205V259H203ZM261 258V259H260ZM260 258H258V257H256L255 259H257V260H262V257H260ZM182 259H185V258H182ZM215 259V258H214ZM235 259V260H234ZM240 259H241V257H240ZM253 259H251V261L253 260ZM254 259V260H255ZM5 260V259H4ZM187 260V259H186ZM242 260V259H241ZM246 260V259H245ZM250 260V258L248 259V260H246V264H249V261ZM253 260V261H254ZM256 260V261H257ZM6 261V260H5ZM5 261H4V264H6L5 263ZM184 261V260H183ZM217 262H218V260H216ZM248 261V262H247ZM255 261V263L254 264H257V262ZM10 262H11V260H10ZM9 262V263H10ZM182 262V261H181ZM187 262H190V261H187ZM197 262V263H196ZM206 262H205V264H206ZM209 262H211L212 263V261H209ZM209 262H208V264H209ZM8 263V264H9ZM184 263V262H183ZM213 263H215L214 262V260H213ZM251 263V262H250ZM253 263V262H252ZM182 264V263H181Z\"/></svg>",
  "mask_w": 264,
  "mask_h": 264
},
{
  "label": "clouds",
  "instance_id": "clouds-1",
  "mask_svg": "<svg viewBox=\"0 0 264 264\" xmlns=\"http://www.w3.org/2000/svg\"><path fill=\"white\" fill-rule=\"evenodd\" d=\"M59 121L43 103L31 106L24 117L12 123L5 117L2 130L11 139L24 146L39 147L52 140L59 131Z\"/></svg>",
  "mask_w": 264,
  "mask_h": 264
}]
</instances>
